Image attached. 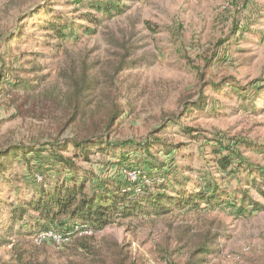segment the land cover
I'll return each mask as SVG.
<instances>
[{"label":"rangeland","instance_id":"1","mask_svg":"<svg viewBox=\"0 0 264 264\" xmlns=\"http://www.w3.org/2000/svg\"><path fill=\"white\" fill-rule=\"evenodd\" d=\"M107 1L0 0V151L100 137L74 161L79 177L150 178L152 193L166 184L156 192L173 199L210 184L219 199L66 233L33 230L29 210L8 232L10 204L29 202L26 180H40L10 154L0 158V264H264V0H110L111 16L89 7ZM52 18L66 36L43 29ZM146 140L150 156L120 147ZM217 150L236 161L225 173Z\"/></svg>","mask_w":264,"mask_h":264},{"label":"trees","instance_id":"2","mask_svg":"<svg viewBox=\"0 0 264 264\" xmlns=\"http://www.w3.org/2000/svg\"><path fill=\"white\" fill-rule=\"evenodd\" d=\"M76 1L82 2V0ZM89 7L103 16H111L119 12V6L111 3L110 0L107 2H93L90 3ZM61 20L60 18H52L43 25V29L53 32L56 38H62L66 36L65 31L70 30V27L61 24ZM202 106L203 104L196 103L193 109L197 110ZM115 116L111 117L110 121ZM99 138L91 136L79 142L75 140L49 142L38 149L27 145L23 147L10 146L4 151H0V158H9L10 154L15 158L21 156L24 164L28 166L27 170L32 175L39 173L38 176H40V180L34 177L26 180V184H31L35 194L29 202L19 201L10 204L8 232H11L16 223L21 221L29 210L36 216L34 217L33 230L43 231L51 225L58 224L62 226V229L65 228L64 233H66L72 225L99 230L113 223L116 218H127L138 213L160 216L167 214L174 204L182 207L190 202H196V200L211 203L219 199L220 194L217 195L210 184H206L204 189L195 196L193 194L178 193L180 198L173 199L164 192H156L158 189H167L166 184L156 185L152 193L150 188L154 183L150 178L149 182L142 184L137 181L123 182L100 177L93 180L86 177L87 172L84 173V177H79L75 173L76 165L74 161L80 157L87 160L89 149L103 143V140L98 141ZM69 144L77 153H74L72 157H66L59 153L60 148L65 149ZM127 144L137 145L146 155L150 156L149 150L154 143L151 140H146L144 143H121L120 147L127 146ZM16 152L21 155H17ZM214 153L219 155L216 160L218 173L227 172L228 167L236 162L229 154L222 155L220 150L214 151ZM26 154L29 156L26 157ZM2 165L0 163V172H2ZM151 167L159 169L161 166L151 165ZM46 173L52 174L50 177H54V181L49 185L46 184ZM58 177L60 178L58 179ZM258 193L264 198V186L258 188ZM244 201L245 199L242 198L241 205L236 209L239 214L246 211L243 205ZM247 204L252 210H258L261 207L260 204L251 200ZM232 206L236 208V205L232 204Z\"/></svg>","mask_w":264,"mask_h":264},{"label":"built area","instance_id":"3","mask_svg":"<svg viewBox=\"0 0 264 264\" xmlns=\"http://www.w3.org/2000/svg\"><path fill=\"white\" fill-rule=\"evenodd\" d=\"M124 174H126L125 176H127L130 180L131 179L132 180H135L136 179L135 173H133V171H128V172H126ZM76 230H78V229L76 228ZM54 239L57 240V241H60L61 240V238L60 237H57L56 235H55Z\"/></svg>","mask_w":264,"mask_h":264}]
</instances>
